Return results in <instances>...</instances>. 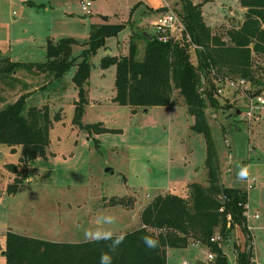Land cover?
<instances>
[{"label": "rangeland", "instance_id": "374dc122", "mask_svg": "<svg viewBox=\"0 0 264 264\" xmlns=\"http://www.w3.org/2000/svg\"><path fill=\"white\" fill-rule=\"evenodd\" d=\"M191 1L201 4L208 25L225 15L234 17L233 24L243 18L239 0ZM91 2L90 12L84 17L80 0H0V56L13 61L44 62L49 39L72 38L75 42L71 45V56L78 62L82 60L93 26L123 25L115 36L105 39L104 46L87 57L90 73L84 83L86 104L81 122L100 124L105 131L97 133L72 123L74 99L78 98L73 81L75 65L58 79L36 69L22 68L18 69L17 80L12 85L0 81V105L13 102L17 98L16 90H25L29 95L24 109L47 106L52 119L48 158L30 161L29 179L25 180L24 187L4 196V207L9 212L7 218L15 225L12 230L49 241L82 242L88 240L87 231L104 228L115 234L131 231L140 226V212L155 195L185 194L182 187L185 191L184 186L191 182L207 184L203 169L204 139L191 131L193 118L178 92H173L175 105L172 106L144 110L116 104L112 101L115 65L100 66L101 58L106 55H127L131 35H142L136 39V58L141 60L146 39L154 33L153 21L170 8L181 15V1ZM103 17L107 19L104 21ZM195 50L190 47L194 64L197 63ZM256 63L263 69L264 56L257 58ZM257 75L263 82L261 94L264 96V70H259ZM25 77H29L31 83L23 86ZM217 96L222 106L208 108L206 118L220 161L221 180L231 187L246 189V179L238 177L243 166L248 168L247 178L255 179L253 188L247 190L246 222L252 235L251 254L256 261L251 264H264V109L259 122L248 126L241 113L236 114L237 108L242 111L246 102L238 90L225 85ZM225 103L231 107L224 108ZM55 115L58 119H54ZM0 153L1 182L3 164L16 163L20 148L12 150L0 144ZM113 197H130L133 203L110 204ZM255 213L257 217L253 218L251 215ZM109 215L115 222L102 223L101 218ZM243 238L240 233L239 239L243 241ZM235 241L234 235L222 241L226 264H234ZM3 248L1 233L0 261H4ZM208 252L199 244L169 248L166 264L181 261L212 264L208 261Z\"/></svg>", "mask_w": 264, "mask_h": 264}, {"label": "trees", "instance_id": "16d2710c", "mask_svg": "<svg viewBox=\"0 0 264 264\" xmlns=\"http://www.w3.org/2000/svg\"><path fill=\"white\" fill-rule=\"evenodd\" d=\"M180 1L183 12L179 16L191 42L200 46L195 50L196 64L191 61L190 41L171 37L161 42L154 35L146 34L143 58L137 59L136 39L142 37L139 34L131 35L127 55H106L101 58L100 66L115 65L112 101L116 104L133 109L175 105L173 92H178L193 118L191 131L204 139L203 167L207 184L188 183L185 195L171 192L155 195L140 212V226L125 232L124 242L114 253L109 249L111 240L56 242L7 231L4 261L0 264H100L102 252H110L112 264H166L169 248H186L191 244L204 245L214 255L213 264H226L222 241L237 227L247 237L242 250L234 246L235 264H251L252 235L243 215L247 190L222 182L220 161L206 113L208 108L222 106L216 91L218 78H244L256 86L255 94L262 92L263 82L257 73L264 67L260 68L256 59L264 56V0H239L244 8L242 20L229 28L219 25L216 29L205 22L201 4ZM122 28V24L93 26L87 48L78 62L71 56V45L75 42L72 38L49 39L44 62H18L0 56V81L12 85L17 80L18 69L22 68L36 69L58 79L75 65L73 81L78 98L74 102L72 123L97 133L105 131L100 124L81 122L86 104L84 83L90 73L87 57L95 54L107 37L115 36ZM28 95L23 93L13 102L0 105V144L12 150L20 148L17 162L4 165L14 175L6 187L8 193H16L24 187L30 161L47 158L52 119L47 106L24 109ZM223 106L231 107L228 103ZM54 119H58V115ZM130 201L133 203L130 197H113L109 203L126 206ZM215 234L220 235L219 242L210 241ZM144 236L158 238V246L147 248Z\"/></svg>", "mask_w": 264, "mask_h": 264}, {"label": "built area", "instance_id": "2783aa9c", "mask_svg": "<svg viewBox=\"0 0 264 264\" xmlns=\"http://www.w3.org/2000/svg\"><path fill=\"white\" fill-rule=\"evenodd\" d=\"M92 2L91 0H80L81 11L87 15L90 12V6ZM154 33L153 35L157 40L161 42H167L171 37L176 39L185 38L187 41L191 42V38L189 33H187L186 27L181 20L180 16L175 13L171 8L163 14L161 17H158L154 22ZM194 49H200V46L191 42L190 47ZM217 82V93H222L224 91L225 85L229 87V89L238 90L245 99V104L242 107L241 118L245 121L248 126L259 122L260 120V112L264 109V96L260 94H255L253 91V86L249 80L244 78H218ZM236 96V94H234ZM255 183L254 178L246 179V190L253 188ZM248 208L247 203L245 204V211L243 215L247 219L248 217ZM257 217V214L253 215ZM221 240L220 235L215 234L210 238L212 242H219ZM208 260H213L214 255L212 253L207 254ZM180 264H190L189 261H181Z\"/></svg>", "mask_w": 264, "mask_h": 264}, {"label": "crops", "instance_id": "0c3cea01", "mask_svg": "<svg viewBox=\"0 0 264 264\" xmlns=\"http://www.w3.org/2000/svg\"><path fill=\"white\" fill-rule=\"evenodd\" d=\"M243 10H244V8H243ZM86 15H84V17H85ZM204 17V16H203ZM232 19H234V17H232V16H229V15H225V18H223V19H220L219 21H216L214 24H212V25H209V26H211L213 29L215 28H217L219 25H223V26H225V27H231L232 25H234L233 23H231L233 20ZM205 20V19H204ZM105 21V20H104ZM154 22V21H153ZM206 22V21H205ZM236 24V23H235ZM144 34H147L146 32H144ZM19 77V76H18ZM25 82H22V85L23 86H26V85H28L27 83H31L30 82V78L29 77H25L24 79H23ZM36 88V87H35ZM12 90V89H11ZM31 92V91H30ZM15 93H16V95H17V97L19 96V95H21V94H23V93H27L25 90H22V91H20V90H16L15 91ZM75 100H77V99H74V101ZM168 106H170V105H168ZM172 106V105H171ZM147 108H150V107H147ZM146 108V109H147ZM145 110V109H144ZM192 117V116H191ZM205 145V144H204ZM48 148H49V146H48ZM48 154H49V150H48V153H47V158H48ZM0 155H2V153H0ZM37 159H40V157H37L35 160H37ZM5 164V163H4ZM4 164H3V166H2V174H1V178H2V180H1V182H0V234L2 233L3 235H4V240H5V233L7 232V231H11L12 230V227L13 226H15V225H13L9 220H8V216H9V212H8V210H6V208L4 207V196H5V194H9L7 191H6V187H7V185L12 181V179H13V174L12 173H10V172H8L5 168H4ZM204 169V168H203ZM204 173H205V170H204ZM29 178H27L26 180H28ZM245 179H247V178H245ZM201 184V183H200ZM185 187V186H184ZM170 189V188H169ZM163 190H165V189H163ZM182 193H185V191H184V189H183V187H182ZM162 191V190H161ZM171 193H174V192H171ZM176 194H178V193H176ZM180 194V193H179ZM180 195H185V194H180ZM14 196V195H13ZM255 214H257V213H255ZM255 214H253V215H255ZM253 215H251L253 218H255ZM11 224V225H10ZM246 224H247V222H246ZM248 227V226H247ZM12 232H15V231H13L12 230ZM17 233V232H16ZM240 233H242V235L244 236V238H243V241H241L240 239H239V234ZM231 235H234V236H236V241L234 242V246H238L241 250L243 249V247H244V244H245V241H246V234L244 233V232H237V229L235 228L234 229V231H232L231 232V234L229 235V236H231ZM29 236H31V235H29ZM228 236V237H229ZM227 237V238H228ZM226 240V239H225ZM192 245H198V244H192ZM222 246V245H221ZM222 250H223V248H222ZM235 250V249H234ZM207 251H208V249H207ZM209 253V252H208ZM225 254V253H224ZM235 259H236V253H235ZM251 263H255L256 261H255V259H254V257H252L251 256ZM208 261H213V260H208ZM236 261V260H235ZM235 261H234V264H235ZM197 264H204L202 261H197ZM213 264V263H212Z\"/></svg>", "mask_w": 264, "mask_h": 264}, {"label": "clouds", "instance_id": "9594fccd", "mask_svg": "<svg viewBox=\"0 0 264 264\" xmlns=\"http://www.w3.org/2000/svg\"><path fill=\"white\" fill-rule=\"evenodd\" d=\"M248 176V168L247 166L241 167L238 177L240 179H245ZM101 222L105 224H113L115 222V218L111 215L105 216L101 218ZM86 239L90 242L99 241V240H111V244H109V249L111 253H114L119 246L124 242L126 238V233L115 234L112 230L108 228L104 229H96L93 231H87L85 233ZM143 242L147 248H154L158 246V238L153 236H144ZM110 252H102L100 257V264H112V255Z\"/></svg>", "mask_w": 264, "mask_h": 264}, {"label": "water", "instance_id": "95a60500", "mask_svg": "<svg viewBox=\"0 0 264 264\" xmlns=\"http://www.w3.org/2000/svg\"><path fill=\"white\" fill-rule=\"evenodd\" d=\"M107 19V17H103V20H106ZM145 110H146V108H145ZM240 113V110L239 109H237L236 110V114H239ZM106 170H109V168H107ZM104 199H106V198H103V200ZM225 202L227 203V200L225 199ZM2 254H4V250L2 251Z\"/></svg>", "mask_w": 264, "mask_h": 264}]
</instances>
